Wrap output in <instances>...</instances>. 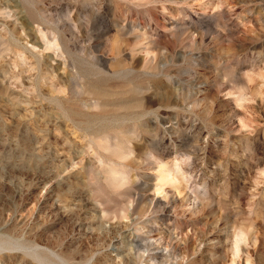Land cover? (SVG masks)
I'll use <instances>...</instances> for the list:
<instances>
[{"label": "rangeland", "instance_id": "obj_1", "mask_svg": "<svg viewBox=\"0 0 264 264\" xmlns=\"http://www.w3.org/2000/svg\"><path fill=\"white\" fill-rule=\"evenodd\" d=\"M16 2L0 264H264V0Z\"/></svg>", "mask_w": 264, "mask_h": 264}, {"label": "bare ground", "instance_id": "obj_2", "mask_svg": "<svg viewBox=\"0 0 264 264\" xmlns=\"http://www.w3.org/2000/svg\"><path fill=\"white\" fill-rule=\"evenodd\" d=\"M0 2L3 4L2 6H6V7L10 6L13 9H17L19 7L18 2H16V0H0ZM3 9H0V11ZM20 19H21V24L25 25L26 24L25 18L21 16ZM40 33L42 34L44 39H47L45 49L49 50L59 46L58 37L56 33H53L52 34L53 37L51 38L48 35L44 34L43 31H41Z\"/></svg>", "mask_w": 264, "mask_h": 264}]
</instances>
